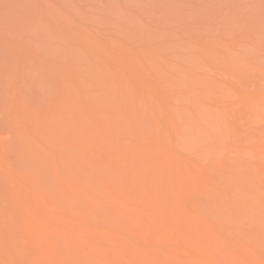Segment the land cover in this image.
Instances as JSON below:
<instances>
[{
	"label": "rangeland",
	"instance_id": "1",
	"mask_svg": "<svg viewBox=\"0 0 264 264\" xmlns=\"http://www.w3.org/2000/svg\"><path fill=\"white\" fill-rule=\"evenodd\" d=\"M244 9L120 34L136 51L56 50L0 94V264H264V106L224 115L236 88L217 82L264 80Z\"/></svg>",
	"mask_w": 264,
	"mask_h": 264
},
{
	"label": "bare ground",
	"instance_id": "2",
	"mask_svg": "<svg viewBox=\"0 0 264 264\" xmlns=\"http://www.w3.org/2000/svg\"><path fill=\"white\" fill-rule=\"evenodd\" d=\"M246 7H252V12L259 14L258 18H256L258 19L257 24H259L258 30L261 29V32H264V0H0V94L11 91L15 94H19L21 85L23 86L26 80L28 82L31 76L32 78L38 76L42 65L54 70L57 68L55 66L57 63L65 64V62L62 63L63 61H59L57 58L59 55L56 57L53 53L56 50L62 52L86 53L99 48H102V50L103 48H109L110 51V47L112 46H115V48L112 47L111 49L116 50L128 45L127 47L134 48L130 49L131 51H136L137 49L131 46L135 43L132 44V41L130 45L129 42L126 41L127 38H129L127 34L129 32L131 34V32L135 33V31L140 30H152L155 32L160 30H176L178 27L179 29L182 28L181 26H183V24L178 27L169 28L172 25L169 24L170 26L168 27L167 24L166 27V21L163 22L164 19L168 18L169 21V17L183 16L200 19V17L208 15H212V18H214V16L218 14L225 16L226 13L224 12L226 11H230V15L231 12L235 10L237 12H242L241 9ZM243 11L246 12L245 9ZM247 12L245 14H247ZM252 12L249 13L251 14ZM221 15L220 17H222ZM232 16H234V14H232ZM209 18H211V16ZM243 19L244 18H242V20ZM188 20L190 21L189 18ZM202 20L203 19H201V22ZM183 23L185 22L183 21ZM186 24L188 25L190 23ZM186 24L183 28L187 26ZM191 24L194 23L191 22ZM192 26L193 30L196 29L194 25ZM143 31L141 33H143ZM122 33L128 35L126 39H123L124 36L121 38L120 34ZM127 47L125 49H127ZM69 52L68 54L70 56ZM79 55H81V53ZM43 66L41 68L42 71H44ZM256 68H260V71L264 72V67L257 66L254 69L256 70ZM50 69L46 68L47 71ZM231 70L232 71L224 70V68H222V73H217V82L219 84L227 88L231 86L236 88L233 94L235 99L233 102H224L221 109L222 113L226 115L227 112L235 106L240 110L248 109L250 111L254 109V105L256 107L264 106V80H262V83L256 81V77L255 79L253 78L254 74L252 77L249 76L250 79H244L248 75L243 78L242 75L237 74L235 68L233 70L232 67ZM47 74L48 72L44 73V75ZM260 77L262 79V76ZM38 79H36V81ZM45 79L48 81L50 76L47 75ZM29 82H31V79ZM229 96L230 95L224 94V98ZM245 124L246 123L239 125L238 129L243 128ZM244 128L248 129V127ZM261 129L264 130V125ZM241 132L244 131L241 130ZM196 179H198L196 181L197 183L194 182L193 184L200 186V188L201 185H203V181L201 180H210L207 175L200 176V178L197 177ZM225 192L228 193L227 190ZM205 197L202 198L201 201L199 200L200 205L203 206L205 204L207 208L215 206L212 199L209 200ZM217 208L218 207L213 209ZM235 209L245 210L246 203H239L238 207H235ZM25 241L27 242V240ZM136 241L137 239L134 242ZM148 241L146 240V242ZM23 243L22 245H25ZM148 243H150V241ZM0 244V246L4 245V241ZM13 244L12 241L5 243L8 248ZM24 247L28 248L26 245ZM24 247L22 246V248ZM17 252L15 257L17 255L18 258H13L15 262L18 261L19 257L22 256L21 254L24 253H18L19 256ZM27 253L28 252H26V254ZM29 254H27L29 257H33V254H30L31 256ZM27 255L24 256L26 257ZM9 259L6 261L12 262V260ZM30 259L34 260V257L26 261L30 262ZM26 261H20V263ZM15 262L13 264H16ZM20 263L18 261L17 264Z\"/></svg>",
	"mask_w": 264,
	"mask_h": 264
}]
</instances>
